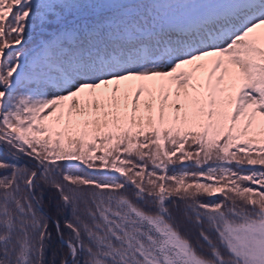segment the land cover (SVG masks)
Returning <instances> with one entry per match:
<instances>
[{
  "label": "snow or ice",
  "instance_id": "obj_1",
  "mask_svg": "<svg viewBox=\"0 0 264 264\" xmlns=\"http://www.w3.org/2000/svg\"><path fill=\"white\" fill-rule=\"evenodd\" d=\"M0 264H264V0H0Z\"/></svg>",
  "mask_w": 264,
  "mask_h": 264
},
{
  "label": "trees",
  "instance_id": "obj_2",
  "mask_svg": "<svg viewBox=\"0 0 264 264\" xmlns=\"http://www.w3.org/2000/svg\"><path fill=\"white\" fill-rule=\"evenodd\" d=\"M186 146H187V145H186ZM186 146H185V147H186ZM74 163H78V162H74ZM186 163H188V162H186ZM20 165H21V166H29V167H31V165L28 164L27 158H24V159L20 162ZM221 198H222V197L220 196V194L217 193L215 196L211 197L210 199L220 200ZM170 208L173 210L174 215H178V214H180V213L182 212L183 206H181L179 210H177V209L175 208V206H171V205H170ZM192 239H193V242H195V235L192 236ZM56 248H59V245H56ZM202 250H203V249H202ZM48 258H49V260H51V259L53 258V257H52V252H51V251L49 252Z\"/></svg>",
  "mask_w": 264,
  "mask_h": 264
},
{
  "label": "rangeland",
  "instance_id": "obj_3",
  "mask_svg": "<svg viewBox=\"0 0 264 264\" xmlns=\"http://www.w3.org/2000/svg\"><path fill=\"white\" fill-rule=\"evenodd\" d=\"M187 147V146H186Z\"/></svg>",
  "mask_w": 264,
  "mask_h": 264
}]
</instances>
